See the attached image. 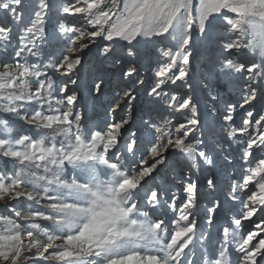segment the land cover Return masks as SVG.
<instances>
[{
	"label": "snow or ice",
	"instance_id": "6c2138e0",
	"mask_svg": "<svg viewBox=\"0 0 264 264\" xmlns=\"http://www.w3.org/2000/svg\"><path fill=\"white\" fill-rule=\"evenodd\" d=\"M0 264H264V0H0Z\"/></svg>",
	"mask_w": 264,
	"mask_h": 264
},
{
	"label": "rangeland",
	"instance_id": "374dc122",
	"mask_svg": "<svg viewBox=\"0 0 264 264\" xmlns=\"http://www.w3.org/2000/svg\"><path fill=\"white\" fill-rule=\"evenodd\" d=\"M113 87H116V78L114 77L113 78V85H112ZM102 111V110H101Z\"/></svg>",
	"mask_w": 264,
	"mask_h": 264
}]
</instances>
